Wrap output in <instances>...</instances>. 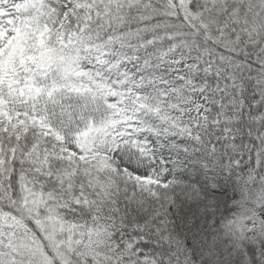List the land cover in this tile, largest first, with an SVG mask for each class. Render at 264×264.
Masks as SVG:
<instances>
[{
    "label": "snow or ice",
    "instance_id": "1",
    "mask_svg": "<svg viewBox=\"0 0 264 264\" xmlns=\"http://www.w3.org/2000/svg\"><path fill=\"white\" fill-rule=\"evenodd\" d=\"M0 264H264V0H0Z\"/></svg>",
    "mask_w": 264,
    "mask_h": 264
}]
</instances>
